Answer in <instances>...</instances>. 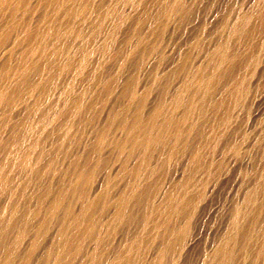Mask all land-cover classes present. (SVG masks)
<instances>
[{
	"label": "bare ground",
	"instance_id": "6f19581e",
	"mask_svg": "<svg viewBox=\"0 0 264 264\" xmlns=\"http://www.w3.org/2000/svg\"><path fill=\"white\" fill-rule=\"evenodd\" d=\"M201 1L0 0V264H264V0Z\"/></svg>",
	"mask_w": 264,
	"mask_h": 264
},
{
	"label": "rangeland",
	"instance_id": "374dc122",
	"mask_svg": "<svg viewBox=\"0 0 264 264\" xmlns=\"http://www.w3.org/2000/svg\"><path fill=\"white\" fill-rule=\"evenodd\" d=\"M238 1L239 0H230V3H232L233 4V2H234V4H237L238 3ZM205 2H206V4H205ZM216 3H217V5H218V3H220V1L219 0H202L201 1V3L199 4L200 5V11H205V10H209V11H211V10H213L214 8H216L214 5H216ZM205 4V5H204ZM209 4V5H208ZM211 4V5H210ZM214 4V5H213ZM231 4V5H232ZM214 6V7H213ZM206 7H207V9H206ZM203 8H205V9H203ZM213 8V9H212ZM211 9V10H210ZM259 36V40L261 41L262 40V38L264 37V34H260V35H258ZM242 39V38H241ZM244 40V39H243ZM242 40V41H243ZM263 56L262 57H260V60L261 61H259L258 63H256V65H258V68H260L262 65H263V63H264V54H262ZM262 58V59H261ZM106 63V65H105V67H107V69L109 70L108 72H110L111 70H112V67H113V59H111V60H108L107 62H105ZM109 65V66H108ZM256 65L255 64H253L250 68H248L247 70H246V74H247V76L248 77H250L251 75H253L255 72H257V69H256ZM110 66H111V68H110ZM116 68H117V65H116ZM255 69H256V71H255ZM254 72V73H253ZM261 81H259L258 82V84L256 83V81H252L251 80V82H250V89L248 90V92H247V100L245 101V104H244V106H245V108H244V106H243V112H242V110H240L239 112L241 113V115L244 117V116H247V117H244L246 120H250V118H251V116H253V114L255 113V108L257 107V105H255V103H256V101L254 100V97H253V95H255V97H256V95H258V94H260L261 92L262 93H264V73H263V75H262V78L260 79ZM254 82V83H253ZM259 84H261V85H259ZM256 87V88H255ZM256 90H255V89ZM254 89V90H253ZM260 90V91H259ZM251 92V93H250ZM261 93V94H262ZM251 95V96H250ZM249 97H250V99H249ZM253 97V98H252ZM249 100V101H248ZM252 100V101H251ZM253 105V106H252ZM250 106V107H249ZM252 107V108H251ZM254 107V108H253ZM246 109V110H245ZM250 109V110H249ZM253 110H254V113H253ZM247 113H246V112ZM245 112V113H244ZM246 114V115H245ZM249 115V116H248ZM263 116H264V114H263ZM262 147V148H261ZM264 141H262L259 145H258V147L257 148H255L254 150H253V152H254V154H256V156H257V158H263L264 157ZM260 150V151H259ZM264 159V158H263ZM224 184L225 183H223L222 185H220V187H219V185H218V189L220 190L219 192L216 190L215 192H214V194L212 195V197L210 198V204L212 205V207H213V212L212 213H210V214H208L207 215V219L205 218V220H203V222H204V224L202 225V221H198V219H196V217H195V221H194V226L196 227H194V231L196 230V229H201L202 230V238H201V240H200V242L198 243V245L196 246V250H198V248H200L202 245V243L204 242L203 241V239H205L206 238V236H208L207 235V229L209 230V227H213L217 222H218V219H219V212H218V214H217V212H216V208L218 207V206H220V202H222V197H224L223 195H224V192H225V189H226V184H225V186H224ZM221 188H223V189H221ZM222 191V192H221ZM221 195V197H218V198H216L217 196H220L219 194ZM218 194V195H217ZM214 196V197H213ZM263 198V200H264V196H262ZM221 201H220V200ZM212 200V201H211ZM218 202V204H217V202ZM214 204L216 205V207L214 206ZM198 214H200L201 212H202V209H198ZM216 214V215H215ZM196 216H198V215H196ZM210 216V217H209ZM213 216V217H212ZM215 218V219H214ZM196 220H197V222H196ZM209 220V221H208ZM206 221H208V222H206ZM212 221V222H211ZM216 221V222H215ZM201 222V223H200ZM206 223V224H205ZM213 226H212V225ZM208 226V227H207ZM199 227V228H198ZM204 227V228H203ZM205 227H206V229H205ZM207 232H206V231ZM205 231V232H204ZM205 237H204V236ZM200 245V246H199ZM199 246V247H198ZM195 250V251H196ZM191 259V258H190ZM188 261V260H187Z\"/></svg>",
	"mask_w": 264,
	"mask_h": 264
}]
</instances>
